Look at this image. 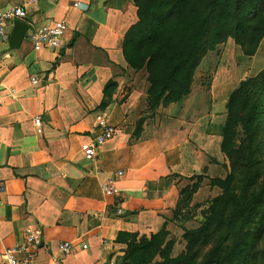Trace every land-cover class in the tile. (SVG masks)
Instances as JSON below:
<instances>
[{
    "label": "crops",
    "instance_id": "obj_1",
    "mask_svg": "<svg viewBox=\"0 0 264 264\" xmlns=\"http://www.w3.org/2000/svg\"><path fill=\"white\" fill-rule=\"evenodd\" d=\"M1 7H24L30 29L63 22L67 31L59 49L34 50L24 38L17 50L0 47V255L33 228L41 238L33 264H113L119 234L173 228L189 186L200 184L194 203L214 198L208 169L220 157L221 120L199 116L209 104L194 89L148 109L146 69H131L123 56L137 22L133 0H1ZM146 112L152 118L138 127ZM99 120L119 133L88 161L81 147ZM108 178L116 180L114 197L100 189ZM62 242L72 253L56 257Z\"/></svg>",
    "mask_w": 264,
    "mask_h": 264
},
{
    "label": "trees",
    "instance_id": "obj_2",
    "mask_svg": "<svg viewBox=\"0 0 264 264\" xmlns=\"http://www.w3.org/2000/svg\"><path fill=\"white\" fill-rule=\"evenodd\" d=\"M133 3L137 22L124 36L123 56L131 69H146L150 111L160 105L177 103L189 94L195 69L207 49L212 50L227 37L239 42V36L246 32L254 33L252 40L257 30L264 29L259 25L260 22L264 25V0H133ZM208 38L211 42L207 46ZM231 99L233 105L224 128L222 150L228 156L242 149L248 151H243L240 157L245 158L240 163L244 162L246 167L238 166L246 175L257 166V159L258 163L260 161L259 123L264 112V70L258 76L242 81ZM142 122L143 119L137 126L141 127ZM238 126L241 132L232 133L233 127ZM232 135L241 136L239 150L226 151L224 147ZM214 203L221 209L217 210L214 205L202 227L186 235L190 245L186 253L176 258L168 257L166 248L160 251L161 242L157 240L161 234L151 237L156 245L149 244L146 249L157 248L162 261L155 264H237L240 258L250 255L254 245L260 247L264 232L255 235L254 242L251 239L255 220L258 216L264 220V180L256 189L244 187L238 193L217 197ZM227 206L232 209L231 218L224 215ZM125 236L137 235L122 233L115 242L119 243ZM214 238L216 240L212 242ZM135 248L139 247L130 246L129 249L134 252Z\"/></svg>",
    "mask_w": 264,
    "mask_h": 264
},
{
    "label": "rangeland",
    "instance_id": "obj_3",
    "mask_svg": "<svg viewBox=\"0 0 264 264\" xmlns=\"http://www.w3.org/2000/svg\"><path fill=\"white\" fill-rule=\"evenodd\" d=\"M262 9H264V4L262 5ZM262 18H264V13L262 14ZM259 25L264 27L262 22ZM253 35V32H246L241 37L239 36V42H235L231 37L223 39L212 50L207 49L204 52L203 57L195 69L189 93L194 89L198 96L204 94L207 96V100L204 99V101L209 104L208 111L200 113V117L208 112L209 118L214 116V121L221 120V122H218L222 125L221 142L219 143L220 157L219 159L215 158L213 166H209L208 169L210 174L213 171V175L208 178L207 185L210 189H214V198L211 199V194L209 193L207 200L205 199L198 204L194 203L191 201V197L200 184L189 186L179 197L177 210L175 211V215L177 216H175L173 228L170 230L164 229L159 232L161 237L157 241L161 242L160 251H164L166 248L168 257L176 258L187 252L189 245L187 237L189 236L186 235L191 232H196L202 227L204 221L211 215V208L214 205L215 208L217 206V210L221 209L219 204L214 203L217 197L223 196L226 193H238L244 187L250 188V190L256 189V187H259L260 182L264 180V112L259 123V136L262 140L260 161L258 163L257 159V166L252 171H247L245 175L242 173L241 168L238 167L240 164L246 167L244 162L240 163V161H245V158L240 157L243 156L244 152H248L243 149L241 151L238 149L241 136L237 138L234 135L230 136L228 138L229 143L224 147L226 151L239 150L237 151L238 153L235 152V154L228 156L222 150L225 137L224 128H226L229 111L233 105L231 95L242 81L254 78L264 70V29L257 30L255 38L250 40ZM210 42L211 38H208L206 40L207 46ZM153 113L146 112L142 119L152 118ZM233 132L239 133L241 132V128L239 126L233 127ZM203 171V173L206 172L205 168ZM195 178H197L199 183L202 180V176ZM204 178L206 177L203 176ZM224 215L226 218L232 217L233 212L230 206L226 207ZM227 232L229 233V231ZM252 232L253 237L251 240L254 242L255 235L264 232V220L262 217L258 216L255 220L252 226ZM229 234L233 235L234 233L231 232ZM152 236L122 237L119 243H115L112 246V253L109 260L113 264H140L142 260L145 261V264L162 262L157 248L146 249L149 244L153 243V245H156V241L151 239ZM231 239L232 237L229 240ZM215 240L216 238L212 242ZM130 246H137L139 248H135L133 252L132 249H129ZM252 248L250 255L240 258V262L237 264H264V236L260 247L254 245Z\"/></svg>",
    "mask_w": 264,
    "mask_h": 264
},
{
    "label": "built area",
    "instance_id": "obj_4",
    "mask_svg": "<svg viewBox=\"0 0 264 264\" xmlns=\"http://www.w3.org/2000/svg\"><path fill=\"white\" fill-rule=\"evenodd\" d=\"M39 0H31V3H35ZM75 7L78 4L74 5ZM19 21L26 23L27 29L25 31L24 39H26L34 50L38 49H59L62 47V41L64 34L67 31V27L63 22H55L51 26H45L39 29H30L27 21V13L24 7H1L0 0V47L8 44L10 29H12L13 23ZM31 82L36 83L32 78ZM10 90V94L13 93ZM2 99V93L0 91V102ZM35 127H41L40 119H34ZM93 137L81 147L83 156L86 160H92L96 155L98 147L102 146L107 141H110L113 137L118 135L119 130L115 127L107 124L106 120H99L94 128ZM117 178L122 176L121 172L116 173ZM100 189L104 196L114 197L118 194V188L116 186V180L108 178L100 184ZM5 193V187L0 185V195ZM1 203V202H0ZM120 211L117 210V214ZM40 232L37 229L27 228L24 231L23 241L17 244L13 248L4 250L0 255V264H33L36 260V252L40 246ZM86 249V246H82ZM73 245L69 242H62L57 246L56 257H66L72 253ZM52 257V262H57V258Z\"/></svg>",
    "mask_w": 264,
    "mask_h": 264
},
{
    "label": "water",
    "instance_id": "obj_5",
    "mask_svg": "<svg viewBox=\"0 0 264 264\" xmlns=\"http://www.w3.org/2000/svg\"><path fill=\"white\" fill-rule=\"evenodd\" d=\"M26 29H27V25L22 22L15 21L13 23L8 40V47L10 50L19 49L23 41Z\"/></svg>",
    "mask_w": 264,
    "mask_h": 264
}]
</instances>
